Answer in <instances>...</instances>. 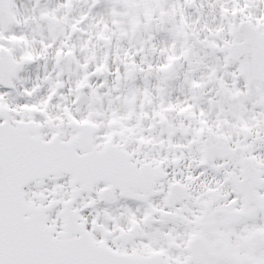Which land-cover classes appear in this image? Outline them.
I'll return each mask as SVG.
<instances>
[{
  "label": "snow or ice",
  "instance_id": "6c2138e0",
  "mask_svg": "<svg viewBox=\"0 0 264 264\" xmlns=\"http://www.w3.org/2000/svg\"><path fill=\"white\" fill-rule=\"evenodd\" d=\"M0 264H264V0H0Z\"/></svg>",
  "mask_w": 264,
  "mask_h": 264
}]
</instances>
